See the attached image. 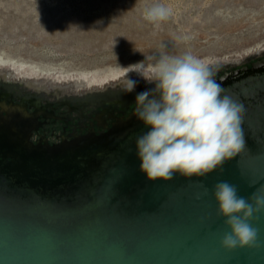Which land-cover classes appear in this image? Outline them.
I'll use <instances>...</instances> for the list:
<instances>
[{
  "label": "water",
  "instance_id": "water-1",
  "mask_svg": "<svg viewBox=\"0 0 264 264\" xmlns=\"http://www.w3.org/2000/svg\"><path fill=\"white\" fill-rule=\"evenodd\" d=\"M215 78L244 105L249 151L217 171L168 181L139 169L135 140L147 129L136 108L104 131L51 144L31 140L35 114L2 103L0 264H264V212L252 220L257 243L225 249L229 229L212 194L220 180L245 197L264 194V168L245 170L264 159V57Z\"/></svg>",
  "mask_w": 264,
  "mask_h": 264
},
{
  "label": "rangeland",
  "instance_id": "rangeland-1",
  "mask_svg": "<svg viewBox=\"0 0 264 264\" xmlns=\"http://www.w3.org/2000/svg\"><path fill=\"white\" fill-rule=\"evenodd\" d=\"M155 4L170 15L145 19ZM186 51L210 62L214 76L264 57V0H0V55L8 59L0 62V100L22 91L57 104L64 123L90 122L101 107L103 117L110 108L116 117L128 115L136 93L153 85L130 72L139 83L126 93L121 66ZM120 94L127 99L115 98ZM69 104L80 105L87 119ZM70 132L80 131L63 134Z\"/></svg>",
  "mask_w": 264,
  "mask_h": 264
},
{
  "label": "clouds",
  "instance_id": "clouds-1",
  "mask_svg": "<svg viewBox=\"0 0 264 264\" xmlns=\"http://www.w3.org/2000/svg\"><path fill=\"white\" fill-rule=\"evenodd\" d=\"M170 12L165 5L155 4L145 10L144 18L162 21ZM121 67L126 93L139 83L130 72L153 85L135 96L136 118L147 129L135 140V155L147 179L203 176L222 169L245 147L244 105L215 78L210 62L190 51L180 55L159 52L150 63L146 57ZM212 194L229 229L221 239L222 247L257 243L258 229L252 220L264 212V194L253 192L245 197L228 180L218 181Z\"/></svg>",
  "mask_w": 264,
  "mask_h": 264
},
{
  "label": "flooded vegetation",
  "instance_id": "flooded-vegetation-1",
  "mask_svg": "<svg viewBox=\"0 0 264 264\" xmlns=\"http://www.w3.org/2000/svg\"><path fill=\"white\" fill-rule=\"evenodd\" d=\"M12 89L13 87L10 86V93L12 92ZM16 92L18 93L17 94L18 96H16V100L15 99L8 100V101L4 99L0 100V109H2V105H1L2 103L9 105V106L10 105H20L26 108L28 112L35 114L37 118V124L32 129V135H31V140L35 143L38 140H43L46 138L49 143L54 144V143H59L60 141H62L64 137L72 138L75 134H86L91 129L95 130L96 132L104 131L106 130L105 126L111 125L113 122L111 121V123H109L108 119L105 117V114L107 113L109 114V116H115L116 118V115H114V112L111 110V108L108 111L104 112V117L102 113L98 114L99 111L101 112L104 110V108L101 107L100 110L95 111L96 113H95L94 119H91L90 122H87V120H85L83 122L77 123V121L73 122L72 120H68V122L64 123V120L59 119V118H64V117L60 114H57V111L55 110L56 109L55 106L57 104L52 103V102H50L51 104H49L48 103L49 101L44 100V99L42 101L39 98L35 99L33 95H26L27 93H24L22 91L19 92L15 90L12 94ZM12 94L7 95V92H5L2 96L8 97V96H11ZM22 96L23 98L21 101ZM125 99H127V96H123L121 100H125ZM60 103L67 104L66 101H61ZM34 104H36L37 106ZM122 106L125 108L127 105H122ZM68 107L72 110L79 109L83 118L87 119V116L84 115L83 112H81L80 105H70L69 104ZM110 113H112V115H110ZM97 114H98L99 119L97 118ZM58 121L62 123V127L60 126V128L54 127V122L57 123ZM83 126L89 127L87 131H85V129L82 128ZM74 127H76V131L79 130L80 132H70L68 133V135L63 134L65 131L67 132L70 129L71 130L74 129Z\"/></svg>",
  "mask_w": 264,
  "mask_h": 264
},
{
  "label": "snow or ice",
  "instance_id": "snow-or-ice-1",
  "mask_svg": "<svg viewBox=\"0 0 264 264\" xmlns=\"http://www.w3.org/2000/svg\"><path fill=\"white\" fill-rule=\"evenodd\" d=\"M257 153H260L262 156H264V148H259ZM256 154L255 155L251 154V155L255 157ZM257 167L264 168V159H259V160L255 158L249 159L247 165L245 166V170L248 174H251L255 169H257ZM257 183H259V186L264 185V176H261L260 179L257 181Z\"/></svg>",
  "mask_w": 264,
  "mask_h": 264
},
{
  "label": "bare ground",
  "instance_id": "bare-ground-1",
  "mask_svg": "<svg viewBox=\"0 0 264 264\" xmlns=\"http://www.w3.org/2000/svg\"><path fill=\"white\" fill-rule=\"evenodd\" d=\"M8 61V59H5L3 56H1L0 55V62H7ZM95 95V94H94ZM110 96V95H109ZM124 95H116V97L115 98H120V99H122V97H123ZM92 98H94V97H92ZM105 99L104 100H106V101H108V102H110L112 99V97H104Z\"/></svg>",
  "mask_w": 264,
  "mask_h": 264
}]
</instances>
